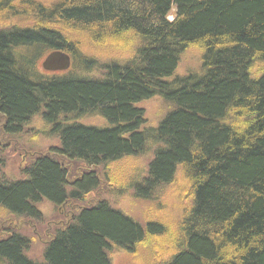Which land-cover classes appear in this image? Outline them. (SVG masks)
<instances>
[{"label": "trees", "instance_id": "obj_1", "mask_svg": "<svg viewBox=\"0 0 264 264\" xmlns=\"http://www.w3.org/2000/svg\"><path fill=\"white\" fill-rule=\"evenodd\" d=\"M1 26L0 264H112V246L148 264H264V0H0ZM188 49L201 69L178 76ZM51 53L71 69L37 72ZM157 97L171 109L152 127L139 105ZM36 115L59 145L20 150L10 180L4 150ZM103 184L146 201L173 188L180 215L144 228L102 198L77 206ZM46 200L67 215L38 262L14 220L41 221Z\"/></svg>", "mask_w": 264, "mask_h": 264}, {"label": "rangeland", "instance_id": "obj_2", "mask_svg": "<svg viewBox=\"0 0 264 264\" xmlns=\"http://www.w3.org/2000/svg\"><path fill=\"white\" fill-rule=\"evenodd\" d=\"M42 3L47 5L54 4L57 0H40ZM7 14L1 15V17H8ZM11 17L10 26L15 25L14 16ZM173 16L170 17L172 19ZM4 26H1L2 29ZM9 29V28H7ZM84 50H91V48L85 47ZM120 57V59H122ZM201 58L202 55L197 49H188L182 55L179 66L177 68L176 74L178 76H183L187 72H198L201 69ZM45 56H42L36 63V69L39 73H47L43 70L42 63ZM101 62H107V59H102ZM68 70V69H67ZM70 70V69H69ZM68 70V71H69ZM66 73V70L65 72ZM100 70L93 73V76H99ZM88 76V75H87ZM146 110V115L149 120L150 126L154 127L157 125V118H162L165 114L169 113L170 107L161 99L154 98L151 101H147L139 105ZM82 124L92 125V126H105L106 122L99 117H85L81 120ZM48 131V126L44 122L40 115L34 116L29 124L24 127V132L19 135L17 142L12 148H5V163L6 166L3 168V175L7 176L10 180H21L22 176L19 172L20 167L23 166L20 158L23 152L20 150H25L29 153L45 152L50 147H58L59 140L57 137L45 136ZM18 150V151H16ZM154 155L153 150H148L143 154L138 160L139 166H147L152 160ZM20 156V158H19ZM24 159V158H23ZM81 165V164H79ZM77 165L74 163L70 164V168L73 170ZM140 166V167H141ZM81 168V167H80ZM177 190L180 192L186 187V179L182 174L177 175ZM158 200L146 201L139 200L135 197L134 191L129 190L123 193H112L109 192V188L106 184H103L97 193H92L87 197V201L83 204H77L78 207H85L90 204L95 203L98 198H102L109 202L110 206L117 211H120L125 216L133 219L134 221L141 224L144 228L147 226L148 222L152 220L157 221H168L175 223L178 216L180 215V206L178 203L179 198L175 200V191L173 188L164 187L160 190ZM154 196V197H155ZM39 209L43 214L44 218L41 221H25L24 219L14 220V224L21 229V233L29 237L32 240L31 248L28 252L29 258L42 262L43 253L47 246V242L50 240L55 225H58L62 218L67 215L65 209H56L47 200L43 202ZM175 217V219H173ZM2 220L0 219V225ZM58 223V224H57ZM15 226V227H16ZM3 227V226H1ZM175 232H177L174 229ZM166 247V246H165ZM161 252L157 249V253ZM150 252L145 250L144 247H138L136 252L131 255V253L126 250L116 248L112 246L109 250V257L112 264H148V257H150ZM159 258V257H158Z\"/></svg>", "mask_w": 264, "mask_h": 264}, {"label": "water", "instance_id": "obj_3", "mask_svg": "<svg viewBox=\"0 0 264 264\" xmlns=\"http://www.w3.org/2000/svg\"><path fill=\"white\" fill-rule=\"evenodd\" d=\"M71 66V57L52 53L48 55L42 63L43 70L46 72H63Z\"/></svg>", "mask_w": 264, "mask_h": 264}]
</instances>
